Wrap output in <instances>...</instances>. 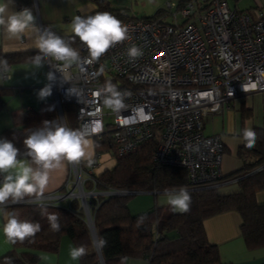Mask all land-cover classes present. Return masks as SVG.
Masks as SVG:
<instances>
[{
  "label": "built area",
  "instance_id": "obj_1",
  "mask_svg": "<svg viewBox=\"0 0 264 264\" xmlns=\"http://www.w3.org/2000/svg\"><path fill=\"white\" fill-rule=\"evenodd\" d=\"M176 5V0L164 4L171 11L169 22L122 20L130 39L117 43L98 61L87 62L85 45L77 50L80 62L67 68L49 58L48 71L56 76L50 81L52 97L58 110L64 101L75 105L77 129L99 121L100 131L90 138L100 140L109 131L116 155L154 139V161L184 168L192 184L214 185L221 179L223 143L219 134H205L203 123L238 95L264 91V20L261 11L253 19L230 8L226 0H187L174 10ZM38 26L50 27L40 21ZM133 45L143 54L130 60L127 50ZM0 72L8 76L3 69ZM106 81L128 93L119 112L95 96ZM242 85L248 90L243 91ZM70 87L77 90V97L67 94ZM105 115L110 122L103 120ZM82 182L79 177L73 182L78 188L75 196L82 193ZM34 200L30 197L22 203ZM41 200L48 202L49 197Z\"/></svg>",
  "mask_w": 264,
  "mask_h": 264
},
{
  "label": "trees",
  "instance_id": "obj_2",
  "mask_svg": "<svg viewBox=\"0 0 264 264\" xmlns=\"http://www.w3.org/2000/svg\"><path fill=\"white\" fill-rule=\"evenodd\" d=\"M92 1L96 5L95 9L81 16L109 12L120 21L135 18H160L166 21L165 17L171 13L161 8L150 16L136 17L125 7L112 6L106 0ZM186 1L176 0L174 10ZM62 36L78 51L84 46L78 37L73 39L74 33ZM85 53L89 54L88 49ZM28 55L25 52L6 53L0 49V60H6L8 64L27 60ZM61 110L65 126L77 129L75 105L64 101ZM44 120L60 123L52 100L41 101L35 110H26L20 129H4L0 132V139L13 142L23 153L26 151L23 141L29 131L39 127ZM254 131L257 134L255 146L247 148L242 145L239 154L244 159L243 167L231 174L237 177L239 189L227 194L219 193L213 185L192 184L184 168L154 161V139L118 156L111 133L103 132L100 140L93 138L98 145L95 152H113L114 164L86 177L82 182L84 191H165L184 187L191 195L189 211L174 212L155 201L148 209L132 214L128 207L132 194L91 196L88 198L89 213L99 246L98 252L78 198L71 199L67 206L43 202L46 213L34 202L9 203L4 206L7 214L15 213L21 220L38 222L41 230L34 237L11 244V249L0 256V264L33 263L38 258V251L56 252L64 235L74 247H86L87 254L78 260V264H125L128 257L145 259L147 264H221L217 246L206 237L203 220L228 210L238 212L241 217L240 232L245 246L248 249L264 247V203L256 200V193L264 189L263 136L259 128ZM247 157L253 158L252 161H247ZM51 213L59 216L61 230L58 232L51 229L47 219Z\"/></svg>",
  "mask_w": 264,
  "mask_h": 264
},
{
  "label": "crops",
  "instance_id": "obj_3",
  "mask_svg": "<svg viewBox=\"0 0 264 264\" xmlns=\"http://www.w3.org/2000/svg\"><path fill=\"white\" fill-rule=\"evenodd\" d=\"M112 6L125 7L127 11L136 16H150L161 8L167 0H106ZM230 8L240 12H246L253 19L257 11L262 12L264 20V0H226ZM5 3L8 0H4ZM154 12L141 14L142 7ZM96 7L92 0H12L10 11H20L23 8H30L36 18L53 28L60 35L73 33L71 30L72 19L76 15H84ZM170 21V19L168 20ZM34 36L26 34L23 41L15 38L9 39L0 29V49L6 53L25 52L28 59L9 63L8 76L2 77L0 72V132L4 129H20L23 121V113L26 110L37 109L41 101L53 100L52 95L41 100L38 98V91L50 81L47 80L48 67L45 63L40 68H35L32 57L38 53L33 45ZM1 70V69H0ZM56 107L60 121L59 110ZM64 120V119H63ZM61 123V121H60ZM65 124V123H64ZM246 128H259L263 136L264 151V91L247 92L229 101L228 106L219 113L210 114L203 123L205 134H219L223 143L222 158L220 163L221 179L213 186L221 194L233 193L239 189L236 178L232 173L243 167V157L239 150L244 144L241 133ZM93 140V138H92ZM108 153L96 152L97 163L92 168L65 161L63 166L50 173L49 183L43 194V199L49 197L48 202L67 206L71 199L78 198L79 204L83 207V201L75 196L76 189L72 184L79 177L84 179L94 171L109 168L114 160L107 157ZM107 157V159H105ZM253 158L247 157V161ZM110 164V165H109ZM177 191V190H165ZM165 191H143L155 197L158 205L171 207L164 200ZM41 197V198H42ZM34 199L36 197L34 196ZM256 200L264 203V189L256 193ZM44 202V201H43ZM46 202V203H48ZM9 204V203H7ZM6 204V205H7ZM7 213L4 207L0 209V256L11 249V244L6 240L3 227L6 223ZM241 217L238 212L228 210L214 214L203 220V227L209 242L215 244L218 249L221 264H264V247L248 249L243 241L240 232ZM74 246L70 239L64 235L60 239V246L56 252L38 251V258L30 264H78L70 257V250ZM42 256H48L47 261ZM125 264H147L145 259L128 257Z\"/></svg>",
  "mask_w": 264,
  "mask_h": 264
},
{
  "label": "clouds",
  "instance_id": "obj_4",
  "mask_svg": "<svg viewBox=\"0 0 264 264\" xmlns=\"http://www.w3.org/2000/svg\"><path fill=\"white\" fill-rule=\"evenodd\" d=\"M11 3L12 0H8L7 3L0 0V29L9 39L23 41L26 34L34 36L33 45L38 53L32 57L31 63L35 68L42 67L49 58L63 62L64 68L80 62V53L71 47L68 41L57 35L50 27L41 28L37 25L30 8L10 11ZM71 30L74 33L73 39L78 37L86 45L90 57L88 63L98 61L117 43L130 39L127 26L109 12H97L86 16L76 15L72 19ZM142 54L141 49L135 45L127 50L130 60H135ZM0 69L4 72L9 71L6 60H0ZM47 80L55 81V73L48 72ZM52 87V83L46 84L38 91V98L43 100L51 96ZM242 89L247 91L248 86L242 85ZM67 94L76 97L79 95L72 87L67 90ZM127 95V92L118 90L111 81H106L104 86L95 92V96L103 97V105L114 112H119L125 107L124 99ZM100 129L99 121H93L91 125H85L82 129H73L55 120H44L39 127L29 131L23 141L26 149L23 153L13 142L0 139V177H2L0 179V209L8 202L16 204L23 202L26 197L35 196L36 199L33 202L39 204L42 212L46 213L47 208L41 197L48 186L50 173L62 167L65 161L77 165L84 163L85 166L92 168L97 163L95 149L98 145L90 137ZM241 137L245 147L255 146L257 134L253 129L242 130ZM163 197L162 202L169 205L172 211L181 213L189 211L191 195L186 188L165 191ZM7 216L3 233L10 244L23 242L27 238L34 237L41 230L38 222L21 220L15 213H8ZM47 219L53 231L61 230L59 216L56 213L48 214ZM86 254L84 245L70 250L73 261L81 259ZM41 259L47 261L49 257L42 256Z\"/></svg>",
  "mask_w": 264,
  "mask_h": 264
},
{
  "label": "rangeland",
  "instance_id": "obj_5",
  "mask_svg": "<svg viewBox=\"0 0 264 264\" xmlns=\"http://www.w3.org/2000/svg\"><path fill=\"white\" fill-rule=\"evenodd\" d=\"M163 9V8H162ZM168 12V10H166ZM140 12H143L141 14H151V12L153 13L154 11L149 9V5L147 6V8L142 7V10H140ZM171 18V15L168 14L165 17V20L168 21ZM103 120L105 122H110L111 117L109 115H105ZM92 139V138H91ZM113 152H109L108 153V158L111 160H114V156L112 154ZM110 165V164H109ZM83 192H87L86 194ZM91 196H96V194L93 193H89V191H82V193L80 192L79 197L81 198V200L83 201V208L86 214V222L87 224H90V213H89V197ZM84 198V200H83ZM155 203V197L152 194L149 193H137V194H132L129 198L128 201V207L129 210L132 214L144 211L146 209H148L149 207H151L153 204Z\"/></svg>",
  "mask_w": 264,
  "mask_h": 264
},
{
  "label": "water",
  "instance_id": "obj_6",
  "mask_svg": "<svg viewBox=\"0 0 264 264\" xmlns=\"http://www.w3.org/2000/svg\"><path fill=\"white\" fill-rule=\"evenodd\" d=\"M59 115H60L61 124L65 125L64 124V120H63V115H62L61 109H59ZM80 191H83V189H81ZM141 192H143V191H135V190H111L108 195H127V194H137V193H141ZM83 193L86 194L87 192H83ZM83 200H84V198H83ZM8 203H11V202H8ZM20 203H22V202H20ZM88 228H89V230L91 232V235L93 237L94 246H95L96 250L99 252V246H98V243H97L96 234H95V231H94V226H93V222H92L91 217H90V224H88Z\"/></svg>",
  "mask_w": 264,
  "mask_h": 264
}]
</instances>
